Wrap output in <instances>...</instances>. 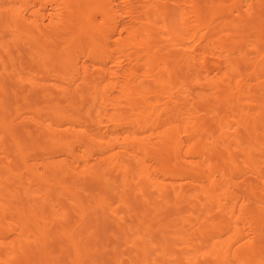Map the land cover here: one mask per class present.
Returning a JSON list of instances; mask_svg holds the SVG:
<instances>
[{"label": "bare ground", "instance_id": "6f19581e", "mask_svg": "<svg viewBox=\"0 0 264 264\" xmlns=\"http://www.w3.org/2000/svg\"><path fill=\"white\" fill-rule=\"evenodd\" d=\"M264 0H0V264H264Z\"/></svg>", "mask_w": 264, "mask_h": 264}, {"label": "rangeland", "instance_id": "374dc122", "mask_svg": "<svg viewBox=\"0 0 264 264\" xmlns=\"http://www.w3.org/2000/svg\"><path fill=\"white\" fill-rule=\"evenodd\" d=\"M263 15V17H261V18H255V19H253V21L255 22H259V23H264V14H262Z\"/></svg>", "mask_w": 264, "mask_h": 264}]
</instances>
